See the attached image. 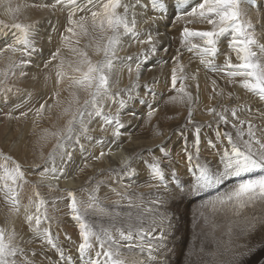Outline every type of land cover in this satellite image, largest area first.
<instances>
[{"label": "snow or ice", "instance_id": "obj_1", "mask_svg": "<svg viewBox=\"0 0 264 264\" xmlns=\"http://www.w3.org/2000/svg\"><path fill=\"white\" fill-rule=\"evenodd\" d=\"M8 2L9 11L15 17L20 12V7L11 8L10 0H0V4ZM177 11L181 12L176 16V21H185V25L191 24L194 21L205 22L210 26L207 30H194L184 26L181 31L182 43L189 51L198 53L202 59L201 63L208 69L218 73H223L224 67L230 69H244L246 71H229V77H243L241 84L243 88L249 91H258V96L261 101H264V43H260L250 31L253 25L250 21L244 19V11L242 4L253 6V0H192V4L188 5L191 9H184L185 0H175ZM44 7H51L53 11L57 8L61 12L67 11L66 25L64 32L60 34L61 41H70L71 37H76V48L72 51L77 54L78 59L74 63H69L67 70L64 67V61L61 59L56 65V83L60 85L62 81L68 82L69 89H84L88 92V98L83 104H78L76 109L71 113V118L67 121L66 127L62 133H52L57 136V143L54 151L49 153L47 161L43 165L41 176L47 178L51 173L52 177L58 178V174H65L66 165L73 160V151L68 149L79 148L83 153L86 151L84 144H81V139L92 142L95 138L89 135V125L96 119L101 118L103 125H114L112 136L119 138L123 124L120 119L121 110L126 109L128 101L123 99V95L127 94L128 100L135 99L132 96V88L111 91L110 83L115 71L114 62L120 60L115 54V48L119 45L121 38L132 34L138 36L136 31V15L134 9L141 7L149 9V0H54L53 3L45 4ZM122 9V13L118 10ZM150 10L163 13L167 10L165 0H150ZM131 14V19H129ZM78 17V18H77ZM157 17H150L149 22H155ZM159 19H164L163 16ZM39 27V22L33 24L12 23L5 24L0 21V41H4V48L0 51H6L12 54H19L9 64V70L17 68H25L31 65L32 57L37 53H42V49L37 48L34 40ZM4 29L13 30L11 32V42L9 33ZM65 33L67 35H65ZM226 34H230L228 47L236 51L237 58L241 63L233 65L226 58L224 65H218L214 62V57L219 54V44L222 39L226 38ZM196 38L199 42L193 43ZM86 41L83 48L79 47L81 41ZM51 42V37H49ZM141 44H147V50H142L141 54L144 59H148L149 53L157 51V41L149 34L146 41H140ZM93 48L95 54L99 57L95 62L89 56L87 49ZM256 50H253V49ZM167 51V49H165ZM61 49L57 48L51 53L49 61L45 62V68L48 64L56 61L60 57ZM206 57V58H205ZM11 59V58H10ZM131 61L133 57H126ZM174 61L177 57L172 58ZM139 60V57H137ZM141 64H136V76L139 78L141 72ZM131 74L133 69L128 68ZM70 73V75H69ZM14 74V71H13ZM20 75L26 76V73L21 71ZM9 72H0V102L8 103V94L12 92V87L8 85ZM183 81L184 76H177L176 70L173 69L171 75V84L173 89L176 87L177 80ZM231 79L229 83H233ZM215 84V81H213ZM139 87L138 83L133 84V88ZM185 85L181 83L179 89L182 96H171V102H184L185 98L188 103V123L194 124L191 120V94L185 93ZM19 91V90H17ZM75 95V91L71 93ZM119 98V99H118ZM118 103L115 114L106 113L105 107H110V103ZM141 103L145 101L141 98ZM16 109L19 105L15 106ZM45 104H41L35 109L36 115L39 116L44 110ZM244 106H241L243 110ZM209 113L217 117V125H231L235 130V135L230 131H221L219 127L215 130L214 135L217 140L223 142L227 140L228 145L220 148L212 140L208 141L209 147H216L219 155V165L213 169L210 165L200 164V126L195 127L193 146L195 148V164L189 167L188 171L193 176V182L190 185L192 190L210 188L213 185L220 184L227 177L237 178V182L232 188L228 189L223 195H217L209 201L204 202L205 207L211 206L213 211L217 209L231 211L236 220L229 226V235L236 232V239L230 241L231 260L228 264H245V261L250 259L257 251L264 250V235L259 239H255L258 233H264V174L258 176H249L244 178L245 174H252L256 170L264 172V124H256L253 120L240 119L237 108L228 109L225 107L222 112H217L215 108H208ZM65 111H68L65 109ZM156 109L149 104L148 117H152ZM231 119L229 118V113ZM28 113L19 112V117L26 116ZM11 115V113H9ZM130 115L135 116L132 112ZM19 117H16L17 119ZM246 125L245 127H242ZM103 143L102 140L96 141ZM149 151H151L149 149ZM158 151L162 156L152 157L151 162L141 161L147 164L148 174L152 180L159 181V184H149L152 187L168 188L165 184V172L163 160L171 155L165 151L161 145ZM182 151L187 152L188 148L185 145ZM101 152L99 157H103ZM59 156L60 165L57 167L56 157ZM7 161H11L12 167L9 168L7 163L0 164L2 175H0V192H3L5 202L10 204L11 210L19 214L21 203L20 193L17 189L22 188L23 184L28 183L25 179V171L22 170V165L12 160L11 157H3ZM139 159V155L132 159L122 161L120 173L122 176H127L132 179L136 178V172L133 170V160ZM189 164L192 165L194 156L189 154L186 156ZM48 161L51 162V167H48ZM34 170L39 171L40 165L33 166ZM115 173V170H111ZM121 175L116 176V181L121 179ZM173 180L180 186L177 178L176 170H171ZM43 183V182H42ZM111 177L107 181H100L96 187L92 189L93 193L99 192L101 187H109V190L123 199H127L133 194L125 188L124 191H117L111 187ZM38 185H33L37 187ZM50 191H66L53 186L46 185ZM67 206L74 219L79 225V237L81 242L78 245L77 253L81 264H167L166 259H157L163 248L167 246V228L172 227V221L167 217L166 212L161 214L158 210L146 209L153 215L151 223L147 227L143 226V221L139 224L133 220V215L129 211L125 217H121L120 213L115 209L120 206V200L114 201L111 211L100 206V201L95 195L89 194L88 204L84 212L78 206V201L72 191H67ZM63 199L56 197L52 203ZM47 201L40 197L39 192H34L28 197V204L24 206V220L26 226L35 235L37 239H42L43 246L37 252L35 249H27L16 243L18 233L13 228L11 231L0 228V264H51V259L44 251V246L58 252L57 264L63 261V264H73V258L66 256L63 249L56 243L51 230L50 224L44 227V223L50 218L47 212H41V208L45 206ZM35 206V213H31L30 209ZM140 205H134L131 201L128 208L131 209ZM251 207V212L245 211ZM257 207L259 211L257 212ZM90 213H98L99 215L107 216L111 221V229L106 227H96L86 221ZM143 214H140L142 216ZM202 215V214H201ZM158 218V220L156 219ZM139 219V218H138ZM122 224L126 221L127 228L115 227L116 222ZM167 225V228L165 227ZM159 232V235L155 233ZM66 239H71L66 237ZM94 241V242H93ZM242 241V242H237ZM261 245L257 247L256 245ZM98 245L99 251L96 250ZM37 257L40 259L37 260Z\"/></svg>", "mask_w": 264, "mask_h": 264}, {"label": "rangeland", "instance_id": "obj_2", "mask_svg": "<svg viewBox=\"0 0 264 264\" xmlns=\"http://www.w3.org/2000/svg\"><path fill=\"white\" fill-rule=\"evenodd\" d=\"M53 2L54 0H10L11 7L13 9H14L13 4L15 5L18 4L20 7V12L16 14L15 17L9 11V5L7 2L4 4H0V11H3L0 12V21H3L5 24H12L16 22L23 24H33L37 21L39 22L38 31L34 37V40L36 42L37 48L43 50L42 53H37L32 57V63L30 66L22 69L17 68L15 70H9V64L11 63L12 60L15 59L14 54L6 51H0V60H1L0 72H4V71L9 72L7 83L12 87V92L8 94L9 102L8 103L0 102V164L7 163L8 167L11 168L12 167L11 161L6 162L3 159V157H11L12 160L22 165V170L25 171V179L28 181V183L23 184L22 188L17 189L20 193V203H21L19 214L11 210L10 204L8 202H5L4 200L3 192H0V228L7 229L9 231H11L14 228L18 233L16 237L17 244H19L21 247L27 249H35L37 252H39L41 250V247L43 246V241L42 239H37L35 237V235L26 226V222L24 220V206L28 204V197L32 196L34 192H39L40 197L47 201L45 206L41 208V212L43 213L44 211H46L48 217L50 218V220L45 222L43 226L48 227L50 224L51 233L56 243H58L60 247L63 249L65 255L71 256L73 258V264H81V261L79 260L77 253L78 245L81 242V239L79 237V225L74 219H72V214L67 206V202H68L67 191H72L75 194L78 201V206H80L82 212H84L87 207V204L89 202L88 197L89 194L91 193L92 195L98 197V200L100 201V206L105 207L108 211L112 210L111 206L114 201L120 200V206L115 209L117 212L120 213V216L123 218L126 216V214L129 211H131L133 215V220L136 221L138 224L139 221L142 220L144 227H147L148 224L151 223L152 219L154 218L153 215L149 214L146 211V209H154V210L158 209V211L161 214H164L166 212L167 217L172 221V227L167 228V225L165 224V227L167 228V246L163 248V251L160 252L157 259H166L167 264H228L231 258H227L225 257V255L222 256V252L224 250L229 251V249L231 248L230 245L226 246L228 244L225 245V243L222 242L221 245L224 246L220 250V252L218 251L219 253H221V255H219L218 252L210 253V249L213 250L214 246L207 240V236H208L207 226L209 225L207 226L204 225L203 219L206 217L204 219L205 221L208 215L205 212L206 208H205V203L203 202H206L207 200L209 201L210 199H212L213 196L216 197L218 194L223 195L228 189L232 188V186L237 182V178L227 177L220 184L213 185L210 188H203L204 190L203 189L192 190L190 188V185L193 182L192 179L193 176L188 171V169L189 167H192L195 164V156H194L195 148L193 146L195 126H193V124H190L188 127H184L183 129L176 128L168 133L165 132V130H163L162 128H157L156 129V131L158 132L157 137L159 136L165 137V140L161 139L160 141L154 142L153 145L148 146L147 144L148 141H145L148 139L142 138L141 140V138H139L138 139L139 142L134 143L135 150L132 151L131 153L127 152L126 148L124 147L125 145L124 142L126 140H131L132 136L138 137L142 134V126L140 123V119L143 115L145 114L147 115L149 111V104L151 105V107L154 106L155 99L153 95L155 97L160 96V95H156V90H151V87L166 85L169 81L166 78L170 79V73H172L173 71L170 69L171 68L170 64H172L171 63L172 61L166 62L167 61L166 58L160 59V57H151L150 55L148 56V59H144V57L139 54V51L147 50L149 47L147 44L140 43V41L147 40V38H144L143 36L133 37L132 34L131 35L128 34L121 38L119 45L115 48V53L123 54V55H119V56L116 55V56L120 58L133 57V60L129 61L126 59L124 60L120 59L119 60L120 62L118 60L115 61L114 65L117 63L115 66H119L120 69L121 66L122 67L126 66L127 68L122 72L114 71L110 83L111 91L116 92L117 90H124L125 88L130 87L127 83V80H123V77L128 78L126 74L127 73L126 70H128L129 65L130 67L133 66V68L132 67L131 68L133 69L134 73H136L135 69L137 62H140L141 68H147L148 70L150 69L149 71H147L148 74L141 73L139 78L136 77L137 79L140 80L143 78V76H147L148 79L144 80V84H142L143 81L141 83L139 82L141 87L142 86L144 87L145 95L138 93L139 89L136 90L138 87L135 90L134 88H132V96L135 98L136 96L141 95L142 96L141 98L145 101V103H141L140 102L141 98L138 99L136 97L137 99L136 98L134 99L132 105V101L128 100L127 94H124V96L122 97L126 101H128L127 104L128 106L130 104L132 106L131 105L129 107L127 106L126 109L121 111H126L129 114L134 112L135 113L134 118H139L138 121L137 122L129 121L124 123L120 118L121 122L123 123V127L121 129V135L119 138H115L112 136L114 125L110 126L104 124L102 128L101 125L103 124V120L96 118L89 125V130H94L89 132L92 134L91 136H93L95 139L92 142L84 140L83 138L81 139L80 142L81 144H84L86 149V151H84L83 153L79 151L78 147L76 149L69 148L68 150L73 151L74 153L72 162L66 165L65 174L62 175L58 174V178L53 177L52 185L54 184L53 186L66 191L63 192L50 191L46 186L49 183L44 184L41 182L42 179L38 178V175L41 174V172H43L44 170L43 165L45 161H47L49 153H52L54 151L55 145L57 143V136L52 135V133H62L66 127L67 121L71 118V113L78 106L77 102L79 104H83L84 100L88 98V92L85 91L84 89H69L68 82L66 81H62L64 83V87L62 89L56 83V65L60 62V60L62 59L64 61V67L65 70H67L69 63H74L78 59V56L76 53L72 51L73 48L77 47V45L75 44L76 37H71L70 41H63V42L61 41L60 34L64 32V28L66 25L67 11L61 12L59 8L53 11L51 7H44L45 4L50 5ZM124 2H127V0H124ZM165 2L167 4V10L163 13H158L150 10V0H149L148 10L143 9L141 7L134 9V11L137 13L135 17L136 31L139 30L142 31L148 25H153L154 23L162 22L164 20H166L165 22L170 23L169 17L172 18L175 14L178 15L181 14V12L177 11L176 9L175 0H165ZM198 2H202V0H198ZM190 4H192V0L191 1L185 0V4L183 6L184 9L187 11L188 9L191 10L188 7V5ZM241 7L244 11V19L250 21L251 24L253 25V28L250 31L254 34L255 38L260 43H264V41L262 40L264 38V0H253L252 7H249L247 4H242ZM27 8L29 9L35 8L37 10V13L34 14V16L26 15L25 10ZM118 11L122 13L123 10L119 9ZM145 14H147L148 17L145 16ZM154 15L157 16L156 21L149 22V16L155 17ZM161 16H163L164 19H159V17ZM165 17L167 19H165ZM129 19H131V14H129ZM145 22L147 23L144 24ZM198 22L203 24L204 29L210 28V26L207 25L205 22H200L198 20L194 21L192 24ZM4 31L6 33H9V39L7 42L10 43L11 32L13 30L4 29ZM145 34L146 36L152 34L151 36H153V39H155L154 37L158 36L159 32L157 34L156 31H149L146 32ZM65 35L67 34L65 33ZM49 37H51V42H49ZM230 38H231L230 34H226V38L222 39L221 43L219 44V49H220L219 54L213 58L214 62L218 65H224L226 58L233 65L241 63V61H239L237 58L236 51L228 47V40ZM85 42L86 41L82 40L81 45L79 47L83 48ZM4 43H5L4 41H0V49L4 48ZM184 47L182 46L183 51L185 53H183L181 58H180V54L177 56L179 60L177 64H175L176 66L173 67L176 70L177 76L178 77L184 76V79L183 81H181L180 79L177 80L176 83L177 85L175 89L179 90L178 87H181V83H183V85H185L186 91L192 92L191 96L193 100H198V103L192 108L191 120L195 122L194 124L196 123L204 124V122H207L210 119H212L208 110L205 109V101L210 98H211L210 100L214 98L213 96H209L211 91H212L211 93L215 94V96L217 97L216 101L218 99L222 101L224 100L223 102L224 106L230 105L229 110L235 108L232 107V103L229 102L230 99L233 101V104H236L238 113L242 111L241 106L243 105L245 108V109L243 108V110L246 111L248 110L247 112L250 114L252 113V116L254 114L255 115L258 114L256 118V120L259 122L258 125L264 124V101H261L260 99L258 100L259 98L258 91H249L243 88L241 84V80L243 79V77L230 78L228 72L231 69L230 68L228 69L227 66H225L224 68L225 71H223V73H218L214 70L206 68L201 63L202 57L198 53L194 51H189L187 47L185 48ZM57 48L61 49L60 57L56 61L49 63L48 67L45 68V62L49 61L51 53L55 52ZM176 48L177 49L171 51L173 57H174V53H176L177 50H179L178 47ZM63 49H69V51L65 52L63 51ZM160 49L162 50L164 49V47H160ZM253 50L256 49L254 48ZM87 51L89 53V56L94 62L97 59H99V57L95 54L93 48H89L87 49ZM184 54L187 55L185 56ZM16 55L18 56L19 54L17 53ZM137 57H139V60H137ZM186 57H188V59ZM155 63L165 65V67H163V69L161 68L155 69L154 67ZM28 68L29 70H27ZM116 69L118 68L115 67V70ZM23 70H27V74L26 76L22 77L20 73ZM235 70L246 71L244 69H238V70L235 69ZM164 71L169 72V74L166 75ZM48 73L51 74L50 77L52 80L51 82L52 88H50L52 90L50 93H47V91L44 88L46 75ZM198 77H202V80L198 79ZM149 78L150 79L152 78L153 81H151L152 79L150 80ZM232 78L236 79L238 81V84L241 85L238 88V90H235L234 92L231 91V87H228L229 80ZM213 81H215V84H213ZM145 83L147 84V86ZM149 85L150 87L148 88ZM171 88L173 89L172 84L167 86L165 88V91L167 89L172 90ZM73 91H75V95L71 94ZM145 96H148L147 98L149 99L151 98L150 99L151 101H149L148 99V101L146 102L144 98ZM250 96H252L253 98ZM254 96L258 97L255 99L257 101L251 102L252 99L255 98ZM39 99L42 100L39 101ZM41 104H45V108L41 112V114L37 116L35 109L39 108ZM215 104L216 103H213V105ZM17 105H19L18 109H16L15 107ZM110 105L111 107L114 105L115 106L113 108L111 107L105 108L106 111H109L110 109H115L119 106L118 103L113 104L112 102L110 103ZM153 108L156 109V107ZM65 109H67L68 111H65ZM115 110L113 113L111 111V113L115 114ZM20 111L27 112L28 114L26 116L19 117ZM222 111L223 110L217 112H222ZM126 112L124 113L127 114ZM9 113H11V115H9ZM228 115L229 118L231 119L230 112L228 113ZM16 117L19 118L17 119ZM239 117L241 119L244 118L243 116L240 115V113H239ZM258 118L260 119L258 120ZM166 119L167 117L164 118V120ZM186 119L189 120V117L187 116ZM214 120H217V117L214 116ZM214 120L212 121L216 122ZM214 124L216 125V127H214L215 130L219 127V129L225 131L226 128L223 129L220 125H217L216 123ZM103 135H108V136H103ZM204 139L206 140V142ZM98 140H102L103 143H97L96 141ZM135 140L138 141L137 138ZM201 140H203V142ZM209 140H212L213 142L216 140L217 143L216 142L214 143L218 144L220 148H224L225 146L228 145L227 140H223V142H221L217 140L215 136L213 137L207 134V132L204 130L203 132L201 131L200 133L199 148L201 149L200 146L203 143L208 144ZM161 145L163 146V149L165 151L171 153L170 156H168L166 159L163 160V164L165 166L163 169L165 172L164 183L169 185L167 189H165L162 186L150 188L148 186L149 184H159L160 182L156 180H152L147 172L148 170L147 164L141 163V161H148L150 163L153 155L157 157L162 156V153L158 151V148ZM185 145L188 146L187 152L182 151ZM149 149L151 151H149ZM209 149H211V147H209V145H205L204 152L202 151L203 154H201L202 152L200 150L201 160L199 157V162L202 161L200 162V164H207L210 165L213 169H215L219 165L218 151L216 152V154L215 153L213 154L209 151ZM101 152L104 153L103 157H101L100 159H95L94 157H99ZM189 154L194 156L192 165H190L188 160L186 159V156ZM137 155H139V159L133 160V162H135V165L133 166V170H135L136 172L135 180L127 176H122L120 173V169L122 167V161L125 159H132ZM110 159L114 160V163L116 162V164L112 165ZM56 161H57V167L61 166L59 156L56 157ZM36 165L41 166L39 171L34 170L33 166ZM51 166H52L51 162L48 161V167ZM219 166L222 168V165ZM87 167L90 168L89 173L86 170ZM112 168H116L114 169L115 173L111 171L113 170ZM173 168H175L176 170L178 180L182 179L185 181V182L179 181L180 182L179 187L173 180L172 175H170L171 174L170 171ZM179 168H183V169H180L181 170L180 171ZM82 169H85V172H81L80 170ZM79 171H80V175H82L81 176L82 178L79 177L78 174ZM181 172L183 173L184 177L181 176L180 178V175H182ZM187 172L188 174H186ZM262 174H264V172H261L260 170H256L252 174H245L244 178H249V176L254 177ZM0 175H2V169H0ZM117 175H121V179L119 181H116ZM76 177L77 179H81V180L80 181L77 180L76 182L75 180ZM109 177H111L112 180L111 187H114L117 189V191H121V192L124 191L125 188H128V191L133 195L127 199L121 200L119 196H117L115 193L109 190V187H103V186L101 187L99 192L96 193L92 192V189L96 187V184L98 182L107 181L109 180ZM62 178L64 179L69 178L68 180L71 179L70 188L59 185V181ZM189 178L192 179L191 183L188 182ZM136 179L137 180L141 179V181L143 180L142 183H145L143 187L146 189V191H144L145 195L142 197L138 190L132 191L133 186H137L140 184V181H137ZM2 183L3 182H0V186H2ZM33 185H38V186L33 187ZM154 188L157 189V192L155 191ZM183 193L184 195H182ZM189 193H192L194 197L193 199L191 198V195ZM58 196L63 197V199L57 201L56 203H52V201ZM201 196H204V198H202ZM200 199L202 204L197 205L195 200H199V203H201ZM130 201L134 205H140L139 207L140 213H138V209L136 207H133L131 209L128 208V204ZM193 208L194 210L195 209L196 210L194 211ZM180 209L181 211L179 212ZM35 211L36 209L35 206L33 205L32 208L30 209V212L35 213ZM140 214L143 215L140 216ZM156 219L158 220V218ZM188 221H190L189 224ZM85 222L89 224H93L96 227H106L111 229L112 226L111 221L108 219L107 216L99 215L98 213H90V215L87 216ZM127 226L128 225L126 221L123 224L117 221L115 224V227L127 228ZM227 229L229 228L227 227ZM155 234L159 235L160 233L156 232ZM218 234H216L215 237L217 236L220 237V235ZM66 237H70L71 239L70 240L66 239ZM228 238L229 236L226 238V240ZM205 242L207 245H205ZM256 246L261 247V245L259 244ZM96 250L99 251L98 245L96 246ZM44 251L51 259V264H57V261L59 259L58 252L51 250L47 246H44ZM39 259L40 258L37 257V260ZM220 259L221 261H219ZM45 264H48V261H45ZM60 264H63V261H60ZM245 264H264V250L257 251L255 254L251 256L250 259L245 261Z\"/></svg>", "mask_w": 264, "mask_h": 264}, {"label": "bare ground", "instance_id": "obj_3", "mask_svg": "<svg viewBox=\"0 0 264 264\" xmlns=\"http://www.w3.org/2000/svg\"><path fill=\"white\" fill-rule=\"evenodd\" d=\"M189 1H191V0H189ZM8 3V2H7ZM188 3V2H187ZM191 3V2H190ZM17 5L18 4H13V6H14V8H16L17 7ZM6 7H7V5H6ZM6 7H4V8H6ZM3 8V9H4ZM12 8V7H11ZM188 11H190L189 9H188ZM0 12H3V11H0ZM25 13H26V15H30V16H34V14H36L37 13V10L35 9V8H32V9H29V8H27L26 10H25ZM147 13V12H146ZM143 14V13H142ZM7 15V14H6ZM158 15V14H157ZM178 14H175L172 18H170L169 17V22L170 23H167V22H165L166 20H164V21H162V22H158V23H154L153 25H148L146 28H144V30H139V31H137V33L139 34L138 36H143L144 38H147L148 36H146V32H149V31H156V33L158 34V32H159V35L158 36H156V37H154L155 39V41H157V51L158 52H155V53H149V55L151 56V57H160V59H163V58H166L167 59V61L166 62H170V61H172L171 63L172 64H170L171 65V70H173L174 68L173 67H175L176 65L175 64H177V62H178V55L180 54V58L182 57V55H183V53H185L184 51H183V48H182V46L184 47V44L182 43V38H181V31H182V28L184 27V26H187V27H190V28H192V29H194V30H207V29H209V28H206V29H204L203 28V24H201V23H195V24H187V25H185V21L184 20H180L179 22H177L176 21V16H177ZM145 16H147L148 17V15L147 14H145ZM153 16V15H152ZM155 16V15H154ZM151 16H149V18H150ZM155 17H157V16H155ZM146 19V18H145ZM144 19V20H145ZM165 19H167L166 17H165ZM26 20V19H25ZM143 20V19H142ZM147 22H145L144 24H146ZM150 24V23H149ZM141 26V25H140ZM143 27V26H142ZM146 29V30H145ZM131 35V34H130ZM152 35V34H151ZM138 36H135V37H138ZM134 37V36H133ZM142 37V38H143ZM153 37V36H152ZM143 38V39H144ZM135 39V38H134ZM263 41H264V38L262 39ZM197 42H199L196 38H194L193 39V43H197ZM134 43V42H133ZM160 47H164V49H160ZM176 47H178V49L179 50H177V52L176 53H174V57H177V60L176 61H174V60H172V57H173V54H172V50H174V49H177ZM179 47H181V48H179ZM224 47V46H223ZM185 48V47H184ZM227 48V47H226ZM165 49H167V51H165ZM220 50V49H219ZM223 50V49H222ZM63 51H65V52H68L69 51V49H63ZM9 54V53H8ZM116 54V53H115ZM132 54V53H131ZM134 54V53H133ZM139 54H141V51H139ZM117 56H119V55H123V54H116ZM158 55V56H157ZM185 55V54H184ZM187 55V54H186ZM185 55V56H186ZM198 55V54H197ZM132 56V55H131ZM142 56V55H141ZM14 57L16 58L17 57V55L16 54H14ZM123 58H125V57H123ZM123 58H121V60H124ZM187 59H188V57H186ZM166 59H164V60H166ZM127 60V59H126ZM133 60V59H132ZM152 60V59H151ZM231 60V59H230ZM1 61V60H0ZM119 61V60H118ZM160 61V60H159ZM3 62V61H2ZM8 62V61H7ZM120 62V61H119ZM147 62H148V60H147ZM127 63V62H126ZM160 63V62H159ZM159 63H155L154 65V67H155V69H159V68H161V69H163V67H165V65H162V64H159ZM225 63V62H224ZM117 64V63H116ZM115 64V65H116ZM143 64H144V62H143ZM143 64H142V66H143ZM164 64V63H163ZM179 64V63H178ZM121 65V64H120ZM126 65V64H125ZM147 65V64H146ZM146 65H144V66H146ZM149 65V64H148ZM127 66H128V64H127ZM152 66V65H151ZM198 66V65H197ZM115 67H117L118 69H116L115 70V72H117V71H120V72H122V71H124L127 67L125 66V67H122L121 66V69L119 68V66H115ZM129 67H130V65H129ZM132 68H133V66H131ZM204 67V66H203ZM199 68V67H198ZM225 68V67H224ZM229 69V68H228ZM27 70H29V68L27 69ZM27 70H23V72H25L26 74H27ZM150 70V69H149ZM147 68H141L140 69V72L141 73H145V74H148L147 73V71H149ZM238 70V69H237ZM201 71V70H200ZM225 71V70H224ZM229 71H236L235 69L233 70V69H231V70H229ZM126 74H127V76H128V78H126V77H123V80H127V83H128V85L130 86V87H127V88H125V89H129V88H133V84L134 83H138L139 84V87L136 89V88H134V90L136 89V90H138L139 89V92L138 93H141V94H143V95H145V90H144V87L142 86L141 87V85H140V83L143 81V83L142 84H144V80L145 79H148L147 78V76H143V78L142 79H137L136 77V73H134V72H132L131 74L128 72V70H126ZM164 73L166 74V75H168L169 74V72H166V71H164ZM225 74V73H224ZM50 75L51 74H47L46 75V79H45V83H44V88H45V90L47 91V93H50L51 92V90L52 89H50V88H52V86H51V82H52V80H51V77H50ZM171 75H172V73H170V79L169 78H166V79H168L169 81H168V83L166 84V85H163V86H157V87H151V90H156V95H160L159 97H155L153 94V97H154V101H155V104H154V106L153 107H156V113H154L153 114V116L152 117H148V115H143L142 117H141V119H140V123H141V126H142V134L140 135V136H138V137H136V136H132V138H131V140H126L125 142H124V147L126 148V151L127 152H132V151H134L135 150V146H134V143H137V142H139V138H141V140H142V138H146V139H148V140H145V141H148V146H151V145H153L154 144V142H157V141H160L161 139H164L165 140V137H157V135H158V132L156 131V129L157 128H162L163 130H165V132H170V131H172V130H174V129H183L184 127H188L190 124L188 123V119H186L187 118V116H188V111H189V108H188V103H187V99L185 98V101L184 102H179V101H176V102H171L170 100H169V98L171 97V96H182V95H184V93H180L179 92V90L178 89H172V90H169V89H167V90H169V91H165V88L167 87V86H169L170 84H171ZM200 75V74H199ZM224 76V75H223ZM239 77V76H238ZM11 78V77H10ZM242 78V77H241ZM150 79V78H149ZM152 79V78H151ZM150 79V80H151ZM165 79V78H164ZM198 79H200V80H202V77H198ZM211 80V79H210ZM232 81H234L233 83H228V87H231V91L232 92H234L235 90H238V88L241 86L240 84H238V81L236 80V79H231ZM151 81H153V79L151 80ZM140 82V83H139ZM146 82H148V81H146ZM227 83V82H226ZM146 84V83H145ZM177 85V84H176ZM146 86H147V84H146ZM213 86V85H212ZM59 87H61L62 89H63V87H64V83L62 82L60 85H59ZM150 87V85L148 86V88ZM179 89H180V87H178ZM210 88V87H209ZM50 89V90H49ZM155 92V91H154ZM184 92L185 93H192V92H188V91H186V89L184 90ZM212 92V91H211ZM210 92V94H209V96H213L214 98L212 99V100H210V99H208V100H206L205 101V109H208L209 107H211V108H215V110L216 111H221V110H223L225 107H227L228 109L230 108V105H226V106H224L223 105V102H224V100L222 101V100H217L216 101V96H215V94H213V93H211ZM150 95H151V93H150ZM124 96V95H123ZM149 96V95H148ZM148 96H145L144 98H145V100H146V102L148 101V99L149 98H147ZM138 99H140L142 96L141 95H139V96H136ZM135 97V98H136ZM152 97V96H151ZM250 97H252V96H250ZM255 97V96H254ZM136 98V99H137ZM156 98H159V99H156ZM253 98V97H252ZM256 98H258L257 96L254 98V99H252V101L251 102H256L257 100H255ZM124 99V98H123ZM126 99H127V97H126ZM151 99V98H150ZM149 99V101H151ZM235 99H236V97H235ZM247 99H248V97H247ZM40 100H42V99H39V101ZM153 100V99H152ZM258 100H259V98H258ZM132 101V105H133V101H134V99L133 100H131ZM249 101V100H248ZM229 102L230 103H232V107H235V108H237V106H236V104H233V101L232 100H230L229 99ZM111 103V102H110ZM191 103H192V105H191V111H192V108L198 103V100H193V98H192V96H191ZM213 103H216L215 105H213ZM114 104V103H113ZM117 105V104H116ZM131 105V104H130ZM129 105V106H130ZM131 105V106H132ZM239 105V104H238ZM241 105V104H240ZM115 106V105H114ZM114 106H110L111 108H113ZM128 106V105H127ZM128 106V107H129ZM158 107V108H157ZM105 108H109V107H105ZM105 108H104V111L106 112V113H108V112H111L112 111V113L114 112V110L115 109H117V108H115V109H110L109 111H106L105 110ZM247 108V107H246ZM245 109V108H244ZM248 111V110H247ZM246 110H242V111H240L239 113H240V115L241 116H243L244 118V120H248V119H251V120H253L256 124H259V122L256 120V118H257V115L258 114H254L253 116H252V113L250 114V113H248ZM115 112H116V110H115ZM124 112H126V111H121V115H120V118L122 119V121L124 122V123H126V122H129V121H133V122H137L138 121V119L139 118H134V116H131L129 113H127V114H125ZM230 112V111H229ZM244 112V113H243ZM244 115H243V114ZM255 113V112H254ZM143 114V113H142ZM206 115H208V114H206ZM210 116H211V118L212 119H210L209 121H207V122H204V124L203 123H196V124H193V126H201V128L203 129L202 130V132L205 130L206 132H207V134H209V135H211V136H215L214 135V131H215V128L214 127H216V125L214 124V123H216V122H213L212 120H214V115L213 114H211L210 113ZM139 117V116H138ZM165 117H167V119L166 120H164V118ZM240 118V117H239ZM98 119H101V118H98ZM241 119V118H240ZM260 118H258V120H259ZM193 121V120H192ZM214 121H216V120H214ZM123 124V123H122ZM217 124V123H216ZM215 125V126H214ZM223 129L224 128H226L225 129V131L227 130H229L230 132H232L233 133V135L235 134V130L234 129H232L231 128V125H225V126H223V125H220ZM190 127H192V126H190ZM242 127H245L246 128V125H244V126H242ZM188 129V128H187ZM193 129V128H192ZM97 130V129H96ZM189 130V129H188ZM221 130V129H220ZM89 131H94V130H89ZM222 131V130H221ZM188 132V131H187ZM124 133V132H123ZM122 133V134H123ZM181 133H183V132H181ZM204 134V133H203ZM89 135H92L90 132H89ZM103 136H108V135H103ZM165 136V135H164ZM205 136V135H204ZM137 138V140L138 141H136L135 139ZM193 138V137H192ZM204 138V137H203ZM216 138V137H215ZM205 140V139H204ZM202 142H203V140H201ZM150 142H152V143H150ZM164 142V141H163ZM176 142V141H175ZM190 142V141H189ZM205 142H206V140H205ZM214 142H216L217 143V141L215 140ZM177 143V142H176ZM143 144V143H142ZM163 144V143H162ZM205 145H208L207 143H203L200 147H201V152L203 151L204 152V148H205ZM141 146V145H140ZM143 146V145H142ZM188 147V146H187ZM207 147V146H206ZM226 147V146H225ZM170 148V147H169ZM175 148H176V146H175ZM138 149V148H137ZM217 148L216 147H211V149H209V151L211 152V153H215L216 154V152L218 151V150H216ZM171 150V149H170ZM194 150V149H193ZM195 152V151H194ZM200 152V153H201ZM203 152L201 153V154H203ZM195 156V155H194ZM205 156V155H204ZM200 157V156H199ZM206 157V156H205ZM203 158V157H202ZM207 158V157H206ZM206 158H204V159H206ZM203 159V160H204ZM200 160H201V157H200ZM207 161V160H206ZM110 162H111V164L112 165H114V164H116V162L114 163V160H111L110 159ZM168 162V161H167ZM200 162H202V161H200ZM208 162H210V161H208ZM185 163V162H184ZM102 164V163H101ZM186 164V163H185ZM120 165V164H119ZM135 165V162H133L132 163V167ZM92 166V165H91ZM89 167V166H88ZM86 168V170L88 171V173H89V170H90V168ZM103 167H104V165H103ZM183 167V166H182ZM91 168H93V167H91ZM172 168V167H171ZM176 168H177V166H176ZM184 168V167H183ZM183 168H179V170L180 169H183ZM112 169H116V168H112ZM187 169V168H186ZM170 170V169H169ZM172 170V169H171ZM185 170V169H184ZM81 172H85V169H82V170H80ZM80 171H79V177L80 178H82L81 176L82 175H80ZM86 171V172H87ZM181 171V170H180ZM147 172H148V170H147ZM171 172V171H170ZM138 173V172H137ZM169 173V172H168ZM84 174V173H83ZM179 174H180V172H179ZM179 174H178V176H179ZM181 174L182 175H180V178H181V176H183L184 177V175H183V173L181 172ZM186 174H188V172L186 173ZM185 174V175H186ZM171 175V174H170ZM191 175V174H190ZM78 177V178H79ZM191 177V176H190ZM38 178H40V179H42V181L41 182H43L44 184L45 183H53V177H52V174L51 173H49L48 174V177L47 178H45V177H42L41 176V174H39L38 175ZM142 178V177H141ZM186 178V177H185ZM192 178V177H191ZM69 178H67V179H64V178H62L60 181H59V185H61V186H63V187H68V188H70L71 186H70V183H71V179L70 180H68ZM193 179V178H192ZM192 179H188V182H192ZM76 182H77V180L78 181H80L81 179H77V177H76ZM135 180V179H134ZM137 180V179H136ZM172 180V179H171ZM137 181H140V184L139 185H137V186H133V190L132 191H134V190H138L139 192H140V194H141V197L142 196H144L145 195V192L144 191H146V189L143 187L144 185H145V183H142V181H141V179H139V180H137ZM136 181V182H137ZM179 181H184V180H182V179H179ZM56 182H58V181H56ZM130 182V181H129ZM185 182V181H184ZM134 183V182H133ZM182 183V182H181ZM189 183V184H190ZM192 184V183H191ZM54 185V184H53ZM55 185H57V184H55ZM58 185V186H59ZM87 185V184H86ZM74 186V185H73ZM78 186V185H77ZM146 187V186H145ZM233 187V186H232ZM173 188H175V187H173ZM155 189V188H154ZM90 190V189H89ZM174 190V189H173ZM188 190V189H187ZM199 190V189H198ZM201 190V189H200ZM204 190V189H203ZM148 191V190H147ZM155 191L157 192V189H155ZM177 191H178V189H177ZM160 192V191H159ZM194 192V191H193ZM204 192V191H203ZM202 192V193H203ZM149 193V192H148ZM207 193V192H206ZM155 194V193H154ZM174 194H176V193H174ZM190 195H191V198L193 199L194 197H193V195H192V193H189ZM195 194V193H194ZM178 195V194H177ZM182 195H184V193L182 194ZM187 195H188V193H187ZM196 195V194H195ZM219 195V194H218ZM179 196V195H178ZM206 196V195H205ZM202 198H204V196H201ZM214 197V196H213ZM212 197V198H213ZM149 198V197H148ZM211 198V197H210ZM207 199H208V197H207ZM145 200V199H144ZM185 200H187V199H185ZM204 200H206V199H204ZM211 200V199H210ZM188 201H189V199H188ZM208 201V200H207ZM195 202H196V204L197 205H200V204H202V202H201V199H200V202L201 203H199V200H195ZM204 203V202H203ZM193 204V203H192ZM161 207V206H160ZM197 207V206H196ZM200 207V206H199ZM155 208V207H154ZM183 208V207H182ZM206 208V213H207V215H208V217H207V219L204 221V219L206 218H204L203 219V223H204V225H209V226H207L208 227V231H207V240L214 246V249L213 250H211L209 247V249H210V253H213V252H220V250L223 248V246L221 245L222 244V242L223 243H225V245L226 244H228V245H226V246H229L230 245V241L231 240H234V239H236V232L238 231V229H234L233 230V234L230 236L229 235V231H228V229H227V227L229 228V226L231 225V223L233 222V221H235L237 218H236V216L231 212V211H228V210H220V209H217L216 211H213V209H212V207L211 206H207V207H205ZM192 209V208H191ZM158 210V209H157ZM184 210V209H183ZM182 210V211H183ZM193 210H194V208H193ZM192 210V211H193ZM196 210V209H195ZM194 210V211H195ZM251 207H249L248 209H245V211H247V212H251ZM257 212L259 211V207H257ZM140 211V208H138V213H140L139 212ZM181 211V209L179 210V212ZM199 211V210H198ZM187 213V212H186ZM195 213V212H194ZM183 214V213H182ZM21 215V214H20ZM90 215V214H89ZM187 215V214H186ZM189 215V214H188ZM196 215H197V213H196ZM200 215V214H199ZM182 216V215H181ZM192 216V215H191ZM203 217V216H202ZM201 217V218H202ZM184 218V217H183ZM193 218V217H192ZM175 219V218H174ZM150 220V219H149ZM201 220V219H200ZM189 222L190 221H188V224H189ZM202 222V221H201ZM146 225V224H145ZM206 228V227H205ZM175 229V228H174ZM207 229V228H206ZM218 231H219V234H218ZM198 232V231H197ZM216 234H218V235H220V237H215V235ZM262 235H264V233H258L257 234V237H255V239H259V237L260 236H262ZM229 236V238L226 240V238ZM201 237V236H200ZM198 240V239H197ZM191 242V241H190ZM238 243L239 242H241V241H237ZM208 243V242H207ZM205 245H207L206 244V242H205ZM205 247V246H204ZM206 249V248H205ZM199 251V250H198ZM218 252V253H219ZM170 253V252H169ZM164 255V254H163ZM212 255V254H211ZM214 255V254H213ZM216 255V254H215ZM219 255H221V253H219ZM225 255V257H227V258H231V248L229 249V251H223L222 252V256H224ZM177 256V255H176ZM210 257V256H209ZM215 257V256H214ZM224 257V258H225ZM206 258V257H205ZM194 260V259H193ZM203 260V259H202ZM210 260V259H209ZM215 260H216V258H215ZM227 260V259H226ZM225 260V261H226ZM213 261V260H212ZM219 261H221V259L219 260ZM219 261H217V262H219ZM183 262V261H182Z\"/></svg>", "mask_w": 264, "mask_h": 264}]
</instances>
